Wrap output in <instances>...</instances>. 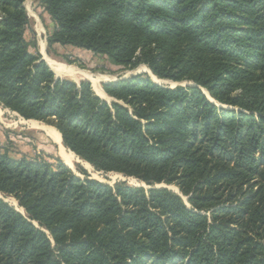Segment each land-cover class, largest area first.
<instances>
[{"label": "trees", "instance_id": "obj_1", "mask_svg": "<svg viewBox=\"0 0 264 264\" xmlns=\"http://www.w3.org/2000/svg\"><path fill=\"white\" fill-rule=\"evenodd\" d=\"M27 1L0 0V105L147 187L0 144V193L26 214L0 199V264H264V0H38L49 52L193 82L136 76L104 85L112 103L55 75L27 39Z\"/></svg>", "mask_w": 264, "mask_h": 264}, {"label": "rangeland", "instance_id": "obj_2", "mask_svg": "<svg viewBox=\"0 0 264 264\" xmlns=\"http://www.w3.org/2000/svg\"><path fill=\"white\" fill-rule=\"evenodd\" d=\"M24 6L28 12L29 17L31 18V31H29V33L27 34V39L33 45H37V48L42 57H44L47 61L45 55L42 52V45L44 44V53L46 54V56H48V58L52 59L54 62H57L61 65L70 68L81 70L82 72L90 73L94 77H103L104 80L100 83V86L104 92V85L106 84L115 83L114 81L117 80L119 82L123 78H126L125 80H130L140 75H147L154 83L169 89H174L178 86H188L193 84V82L189 80L180 83H175L170 80L159 79L152 73L149 66L145 63L140 64L135 69H129L124 66L115 65L106 56L95 55L92 52L79 50L72 47L55 46L56 52H49L47 39L53 31V23L51 22L49 15L44 12L38 0H28ZM155 44H153L152 46L154 47ZM55 75L57 77L59 76V78L68 79L76 83H81L82 81H89L92 85V82L83 76H79L77 79H75L71 76L59 75L56 72ZM92 89L94 91L93 86ZM204 92L208 95L207 91ZM105 94L107 95L106 92ZM208 96L210 97V95ZM106 100L108 103H112L115 101L108 95ZM211 100L213 99L211 98ZM0 107L2 108V115L0 116V144L3 146H7L8 144L11 149L10 151L12 153V156L19 158L23 154H25L33 158L40 151L44 152L47 156L60 159L64 163L60 148L55 143H53V141L45 134V132L37 128L35 125L29 123V121L25 122L23 118L18 117L15 113L5 110L1 105ZM39 123L49 126L42 122ZM8 137L10 138L11 143H8ZM83 163L85 164L86 162L81 161L77 163L74 168L71 169L77 176H81L79 173V169H84L88 172L92 179L98 180L100 182L112 186L119 182H125L131 186L147 187L146 184L136 180L135 178H128L124 175L116 173L106 174L102 172H97L93 166L90 171L85 167ZM159 186H163V188L167 187V189L172 190L173 192L182 196L179 188L175 185L161 184ZM0 198L15 207L16 210H18L19 212L26 215L24 209L19 207V202L14 197L0 193ZM182 198L184 202L188 205V207H190L188 198L183 196ZM14 200L17 203L16 205L14 204ZM35 225L38 226L36 223Z\"/></svg>", "mask_w": 264, "mask_h": 264}, {"label": "bare ground", "instance_id": "obj_3", "mask_svg": "<svg viewBox=\"0 0 264 264\" xmlns=\"http://www.w3.org/2000/svg\"><path fill=\"white\" fill-rule=\"evenodd\" d=\"M45 51V45H42V52L45 55L48 64L52 67V69L57 72L60 75H66V76H71L77 79L79 76H83L87 79H89L92 82V86L94 88V91L98 93V95L102 96L103 98H107V95L103 91V89L100 86V83L104 80L103 77L97 76L94 77L90 73L82 72L81 70H77L74 68H70L64 65H61L57 62H54L52 59L48 58L46 54L44 53ZM150 72V71H149ZM151 73V72H150ZM156 78V77H155ZM157 79V78H156ZM2 115V108L0 107V116ZM27 122V121H25ZM29 123L35 125L37 128L45 132V134L55 143L61 150L62 158L64 162L74 168L77 163L81 162L74 153L70 152L67 148H65L62 140V136L58 130H56L53 127L46 126L44 124H40L37 121H29ZM84 164V163H83ZM87 169L91 171L92 166L89 164L85 163L84 164ZM112 179V178H111ZM14 204L16 205V201L14 200ZM21 210V209H20ZM22 211V210H21Z\"/></svg>", "mask_w": 264, "mask_h": 264}, {"label": "water", "instance_id": "obj_4", "mask_svg": "<svg viewBox=\"0 0 264 264\" xmlns=\"http://www.w3.org/2000/svg\"><path fill=\"white\" fill-rule=\"evenodd\" d=\"M43 60L44 61H46L45 60V58L43 57ZM46 63H47V61H46ZM48 64V63H47ZM49 65V64H48ZM49 67H50V65H49ZM51 68V67H50ZM52 69V68H51ZM53 70V69H52ZM53 72H54V70H53ZM55 73V72H54ZM59 77V76H58ZM126 78H123V79H121V81L122 80H125ZM115 83L116 82H118V80L117 81H114ZM95 92V91H94ZM96 93V92H95ZM96 95L99 97V98H101L102 100H104V101H107L106 100V98H103L102 96H100V95H98L97 93H96ZM205 95L208 97V99L212 102V103H214V101L213 100H211V98L205 93ZM9 111V110H8ZM18 117H20L18 114H16ZM21 118V117H20ZM26 121V120H25ZM70 151V150H69ZM71 152V151H70ZM76 156V155H75ZM77 158H79L78 156H76ZM81 161H83L81 158H79ZM83 162H85V161H83ZM64 164L66 165V166H68L70 169H72V167L71 166H69V165H67L65 162H64ZM88 164V163H87ZM91 166V165H90ZM157 188H163V186H157ZM164 188H167V187H164ZM0 199H2V198H0ZM18 211V210H17ZM23 214V213H22ZM24 215V214H23Z\"/></svg>", "mask_w": 264, "mask_h": 264}, {"label": "crops", "instance_id": "obj_5", "mask_svg": "<svg viewBox=\"0 0 264 264\" xmlns=\"http://www.w3.org/2000/svg\"><path fill=\"white\" fill-rule=\"evenodd\" d=\"M57 73V72H56ZM58 74V73H57ZM60 75V74H59Z\"/></svg>", "mask_w": 264, "mask_h": 264}]
</instances>
